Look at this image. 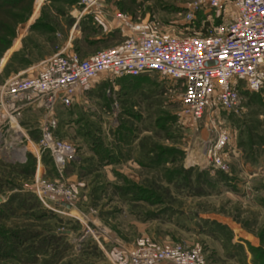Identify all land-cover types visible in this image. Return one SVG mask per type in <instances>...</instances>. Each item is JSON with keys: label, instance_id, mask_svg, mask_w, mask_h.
I'll return each mask as SVG.
<instances>
[{"label": "rangeland", "instance_id": "374dc122", "mask_svg": "<svg viewBox=\"0 0 264 264\" xmlns=\"http://www.w3.org/2000/svg\"><path fill=\"white\" fill-rule=\"evenodd\" d=\"M9 1L8 16L0 15V84L40 68L35 54L55 29L61 38L77 30L68 47L81 57L115 46L126 33L115 12L165 35L204 33L220 22L213 10L187 20L190 0H96L88 11L80 0ZM70 4L84 12L74 18ZM33 8L38 17L21 30ZM104 16L115 19L107 36L98 34ZM20 30L21 45L6 57ZM180 90L155 72L90 80L78 93V130L55 129L74 145L75 158L60 176L47 153L40 157L44 177L74 190V206L62 211L30 190V165L0 160V248L10 252L0 264H127L124 245L150 242L200 245L207 264H264V91L240 89L235 108L212 106L193 120L181 113ZM221 131L225 171L206 152Z\"/></svg>", "mask_w": 264, "mask_h": 264}, {"label": "built area", "instance_id": "2783aa9c", "mask_svg": "<svg viewBox=\"0 0 264 264\" xmlns=\"http://www.w3.org/2000/svg\"><path fill=\"white\" fill-rule=\"evenodd\" d=\"M80 3L85 10L96 0ZM209 10L220 17L210 31L169 35L155 34L145 23L115 12L126 30L117 45L84 57L61 49L40 60L34 73L5 80L0 84V160L24 164L32 156L35 166L30 190L45 207L62 211L74 206V190L62 178L51 180L38 173V164L41 154L47 153L61 176L68 161L75 158L74 145L55 133V110L69 106L97 75L155 72L167 77L179 84L181 113L193 120L212 106L235 108L240 89L257 92L264 88V0H190L185 16L192 20L199 12L207 18ZM28 107L41 110L36 138L21 120ZM227 140V134L219 132L206 151L212 165L222 171L228 168L220 153ZM126 256L127 264H207L200 245L183 242H150L128 248Z\"/></svg>", "mask_w": 264, "mask_h": 264}, {"label": "crops", "instance_id": "0c3cea01", "mask_svg": "<svg viewBox=\"0 0 264 264\" xmlns=\"http://www.w3.org/2000/svg\"><path fill=\"white\" fill-rule=\"evenodd\" d=\"M52 2L53 3H60V2H57V1H52ZM86 10L88 11V8L85 9L84 11H86ZM84 11L82 10L81 12H78V9L75 8L73 6V4H70L68 13L71 16H73L74 18H77L78 14L80 15ZM33 13H34V8L32 9L30 17L26 21V23L25 24L22 23V25L20 26L21 30L24 28V26L29 25L30 23H32L34 21V19H36L38 17V14H39L38 8L36 10L35 15ZM105 14H106V12L103 13V15H105ZM114 20H115L114 18L110 19V18L104 16V18H102V20L99 21L100 24H101V27H100V32L101 33H98V34L99 35H103V36L104 35L107 36V35L111 34L113 28L115 27V25H113ZM21 30H20V32H18V34L16 35V37L13 39L12 43L10 44L9 48L7 49L8 50V54L6 55V57L11 52L16 50L21 45V37L23 36ZM59 30H61V29H59ZM75 31H76V34H75ZM65 32L67 33V35H65L66 37H64V38H61V35H59V31L56 30V29L52 30L50 32V34H52V35H49L48 39H46L44 41V43H43L44 46L42 47L43 51L41 53H36L35 54L37 57H41V58H38L39 62H40V60L46 58L47 56H49L52 53H54V52H56L58 50H61V49L64 50L65 52L72 51V52L76 53V51H74V50H72V49H70L68 47L69 46L68 38L72 37L73 35L78 36L77 30H75V28H73V26H72V27H70L68 29V31L66 30ZM97 38H99V36H97L96 39ZM6 57H5V59H6ZM78 102H79L78 101V93H76L75 97L72 100V103L69 106H67V107L58 106L57 109H58L59 119L58 118L57 119L59 120L58 125H59L60 129H62V127L64 129L66 127H69V129L76 128V130H78ZM38 109H36L34 107H28L22 113V118H21L22 123L27 128V130L29 131L30 135H31V133L34 134L33 128H37L38 123H39V117H40V114H41L39 112L41 110L40 109L38 110ZM37 110H38V112H37ZM30 113H31L32 116H34V114H35L36 123H34V124H33V119H32L34 117L31 118ZM38 172H40L41 174H43V172H44V167H43V165L41 163L38 164ZM136 246H140V245H136ZM131 247H134V246H130V245H126L125 246L124 245V248H123L124 251L122 249L123 253L126 254V250L128 248H131ZM116 253H117V255L119 254V252H116ZM113 256L115 258L116 255L113 254ZM113 256L111 257L112 261H114Z\"/></svg>", "mask_w": 264, "mask_h": 264}, {"label": "trees", "instance_id": "16d2710c", "mask_svg": "<svg viewBox=\"0 0 264 264\" xmlns=\"http://www.w3.org/2000/svg\"><path fill=\"white\" fill-rule=\"evenodd\" d=\"M16 3V2H15ZM15 4H13L11 1H9V0H0V15H6V16H8L7 14V12L5 11L7 8H9V7H13ZM1 22V21H0ZM1 24V23H0ZM1 26V25H0ZM6 35H8V34H6ZM122 40V39H121ZM120 40V41H121ZM119 41V42H120ZM118 42V43H119ZM117 43V44H118ZM3 44H5L6 46L5 47H7V42H3ZM116 44V45H117ZM77 53V52H76ZM77 55H78V53H77ZM80 56V55H79ZM81 57V56H80ZM9 60V59H8ZM7 60V61H8ZM240 91V90H239ZM260 91H264V88H262L261 90H259V91H257V92H249V91H240V93L241 94H244V93H246V94H260ZM239 93V92H238ZM41 159V161H42V158H40ZM7 166H9L10 164H6ZM24 165H30L31 166V168H32V174H33V171H34V166H35V159L32 157V156H28L27 157V161L24 163ZM0 209H2V203L0 202ZM3 231V233L4 234H6L5 232H4V230H2ZM0 240H5L6 238H5V236H3V234L0 232ZM1 245V244H0ZM6 253H10V252H7V249H4V248H0V255H5ZM10 255V254H9Z\"/></svg>", "mask_w": 264, "mask_h": 264}, {"label": "water", "instance_id": "95a60500", "mask_svg": "<svg viewBox=\"0 0 264 264\" xmlns=\"http://www.w3.org/2000/svg\"><path fill=\"white\" fill-rule=\"evenodd\" d=\"M61 204H64V203H63V202H61ZM64 205H65V206H68V204H66V203H65Z\"/></svg>", "mask_w": 264, "mask_h": 264}, {"label": "bare ground", "instance_id": "6f19581e", "mask_svg": "<svg viewBox=\"0 0 264 264\" xmlns=\"http://www.w3.org/2000/svg\"><path fill=\"white\" fill-rule=\"evenodd\" d=\"M73 208H71V210H72Z\"/></svg>", "mask_w": 264, "mask_h": 264}]
</instances>
